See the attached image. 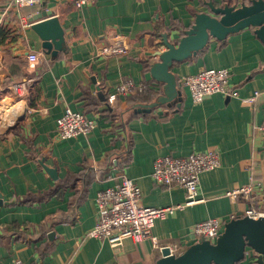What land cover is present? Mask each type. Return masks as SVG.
I'll return each mask as SVG.
<instances>
[{
  "label": "crops",
  "instance_id": "crops-1",
  "mask_svg": "<svg viewBox=\"0 0 264 264\" xmlns=\"http://www.w3.org/2000/svg\"><path fill=\"white\" fill-rule=\"evenodd\" d=\"M0 0V264L19 258L23 264H154L161 248L179 253L196 241L191 227L210 217L229 219L246 206L264 203V43L252 26L210 38L196 55L174 63L180 94L159 101L149 111L132 109L133 94L114 93L122 79L145 83L151 102L164 84L149 68L165 49L162 35L176 41L209 0H94L76 8L69 0H40L15 6ZM240 6L250 0H211ZM50 11L33 20L37 11ZM56 17L63 45L46 52L32 24ZM128 44L124 53H104L113 36ZM38 53L37 62L27 54ZM227 68L236 95L215 92L195 103L181 76L202 68ZM32 76L23 96L11 83ZM257 91L253 101L250 97ZM140 93V92H136ZM130 97V100L128 99ZM135 97V96H133ZM95 120L87 134L58 138L55 123L64 109ZM216 149L218 167L200 174L199 200L155 219L151 236L126 238L112 248L88 236L97 215L96 195L121 174L141 189L146 206L183 203L185 189L151 178L156 157ZM56 170L53 178L41 164ZM258 181L253 198L232 200L225 191ZM245 256L234 264H250Z\"/></svg>",
  "mask_w": 264,
  "mask_h": 264
},
{
  "label": "built area",
  "instance_id": "built-area-1",
  "mask_svg": "<svg viewBox=\"0 0 264 264\" xmlns=\"http://www.w3.org/2000/svg\"><path fill=\"white\" fill-rule=\"evenodd\" d=\"M76 8L93 3L94 0H69ZM15 6L34 5L40 0H11ZM128 44L123 39L113 36L110 44L102 50L104 53H124ZM29 62H37V52L30 51L27 54ZM230 72L227 68H202L195 73L187 74L179 78V84L186 86L193 102H200L206 95L221 92L227 95H236V90L229 83ZM34 77L29 76L11 83V90L17 96H23L27 92L28 85ZM147 88L145 83L135 84L131 79H122L116 86L115 92L106 97L107 103L115 101L117 95H127L141 92ZM257 91L250 97L253 101ZM95 126V120L81 111L71 110L66 107L63 113L57 117L55 123V134L58 138H70L79 134L89 133ZM264 140V119L257 126ZM220 164L219 153L216 149L190 152L184 156L161 155L154 159L152 164L151 178L161 185H180L185 189V201L174 205L146 206L141 203V189L129 177L124 174L119 176L117 182L106 186L97 192L95 201L97 215L94 225L87 231L88 236L97 237L107 241L110 247L119 246L126 238L134 242H140L150 237L156 245V239L151 236V229L155 219L163 218L171 214L175 209L192 204L199 200L197 186L200 174L204 171L214 169ZM258 181L250 180L247 184L232 187L225 191L232 200L241 198L250 201L253 198ZM237 215V214H236ZM235 214L230 218L236 217ZM240 215L258 217L264 215V203L261 206L250 204L246 206ZM221 217H210L195 222L192 233L196 240L204 238L214 242L222 231L224 223L229 220ZM170 252H173V249ZM253 250L246 248L245 256L252 257ZM10 264H23L19 258H14Z\"/></svg>",
  "mask_w": 264,
  "mask_h": 264
},
{
  "label": "water",
  "instance_id": "water-1",
  "mask_svg": "<svg viewBox=\"0 0 264 264\" xmlns=\"http://www.w3.org/2000/svg\"><path fill=\"white\" fill-rule=\"evenodd\" d=\"M208 10L195 13L193 23L185 29L176 41H169L162 35L165 49L157 51L158 60L150 65L149 72L155 81L164 85V95L150 103H138L136 111L147 112L159 101L169 100L179 95L176 77L170 71L174 63L183 61L201 51L210 38L223 40L232 32L252 26L256 36L264 43V0H250L240 6L214 5L206 2ZM50 11L39 10L32 15L33 20L49 15ZM42 39L43 49L56 54L62 48V29L56 17H48L31 25ZM100 100H105L101 91ZM42 166L56 178V170L41 161ZM246 248L253 250L250 264H264V215L251 217L240 215L227 220L214 242L198 238L179 253L170 252L168 246L161 248V256L154 264H234L245 257Z\"/></svg>",
  "mask_w": 264,
  "mask_h": 264
},
{
  "label": "trees",
  "instance_id": "trees-1",
  "mask_svg": "<svg viewBox=\"0 0 264 264\" xmlns=\"http://www.w3.org/2000/svg\"><path fill=\"white\" fill-rule=\"evenodd\" d=\"M2 29L0 28V31H1ZM152 92H140V93H135V94H133V96H135V97H133L132 96V99L131 100H137L138 99V101H132L131 103H133L132 104V109L134 110V108H135V111H136V108H137V104L138 103H150L151 102V99H152ZM129 100H130V97L128 98Z\"/></svg>",
  "mask_w": 264,
  "mask_h": 264
}]
</instances>
